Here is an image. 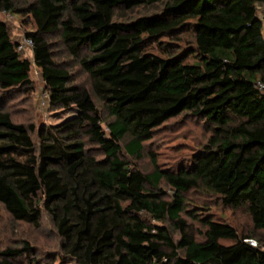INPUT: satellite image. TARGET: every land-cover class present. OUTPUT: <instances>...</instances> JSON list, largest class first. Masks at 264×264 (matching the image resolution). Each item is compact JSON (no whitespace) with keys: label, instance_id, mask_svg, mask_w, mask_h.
<instances>
[{"label":"trees","instance_id":"16d2710c","mask_svg":"<svg viewBox=\"0 0 264 264\" xmlns=\"http://www.w3.org/2000/svg\"><path fill=\"white\" fill-rule=\"evenodd\" d=\"M0 12L35 26L31 59L0 20V203L14 219L39 226L46 210L61 238L55 258L70 263L264 264V0H0ZM55 32L105 102L107 130L90 93L56 63L46 40ZM32 63L51 105L72 112L39 130L4 105L32 90ZM184 112L211 132L191 164L163 170L154 159L144 173L123 158L140 159L155 129ZM192 190L245 208L252 232L189 202ZM190 205L201 211L202 240L183 217L197 216ZM0 264L42 263L24 241L0 250Z\"/></svg>","mask_w":264,"mask_h":264},{"label":"rangeland","instance_id":"374dc122","mask_svg":"<svg viewBox=\"0 0 264 264\" xmlns=\"http://www.w3.org/2000/svg\"><path fill=\"white\" fill-rule=\"evenodd\" d=\"M0 20L8 24L12 38L19 42L28 36V32L35 31L32 20L25 14L0 12ZM46 40L51 44L56 63L70 72L71 84L79 85L90 93L100 111L103 127L107 130V123L112 120V117L105 102L95 94L90 75L84 70L79 60L71 56L65 49L59 32L46 35ZM154 50L158 52L157 49ZM22 56L32 59V52L26 50ZM30 76L32 90L15 93L4 101V105L12 112L14 121L35 125L39 130L42 126L57 125L68 118L72 114L70 110H63L51 105L42 71L34 63H32ZM210 134V129L204 120L184 112L155 129L153 138L144 143L140 159L126 155L125 151H123L125 154L123 158L144 173H151L154 170V159L160 169L177 170L179 166L191 164L194 155L203 148ZM33 138L37 142V132L33 134ZM84 138L89 153L97 158L102 157L103 154L99 146L90 142L87 137ZM153 153L154 157H152ZM160 187L167 192L168 197L172 195V190L164 181ZM186 197L189 202L195 205L207 207V211L215 220L233 225L242 234L252 232V221L245 208L226 207L218 197L206 196L196 190L190 191ZM189 209L194 210L198 218L187 214H183V217L187 220L191 234L196 239L202 240L205 227L199 220L201 211L195 210L191 205ZM164 225L170 229L175 241L181 238L180 232L175 229V224L172 221L168 220ZM24 241L30 242L35 247L37 257L42 264H76L70 263L66 259L55 258L61 251V238L57 233L55 220L46 210L42 212L39 226H34L14 219L0 203V250L6 247H22ZM221 242L223 244L232 243L229 240H221ZM22 261L24 262V260Z\"/></svg>","mask_w":264,"mask_h":264},{"label":"built area","instance_id":"2783aa9c","mask_svg":"<svg viewBox=\"0 0 264 264\" xmlns=\"http://www.w3.org/2000/svg\"><path fill=\"white\" fill-rule=\"evenodd\" d=\"M261 21L263 24V31H264V15L261 16ZM34 47V42L30 37H25L23 40L19 42L18 50L20 53H24L26 50L32 51ZM250 244L256 246L257 241L255 239H247Z\"/></svg>","mask_w":264,"mask_h":264}]
</instances>
